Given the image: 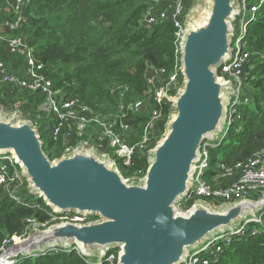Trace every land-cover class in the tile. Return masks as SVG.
Wrapping results in <instances>:
<instances>
[{
	"label": "water",
	"instance_id": "obj_1",
	"mask_svg": "<svg viewBox=\"0 0 264 264\" xmlns=\"http://www.w3.org/2000/svg\"><path fill=\"white\" fill-rule=\"evenodd\" d=\"M239 10V0H191L179 41L182 81L171 99L165 132L147 151L142 177L124 179L104 153L115 171L107 169L106 162L98 160V148L86 141L50 159L42 152V136L29 115L0 105V148H11L16 156L0 153L13 155L28 193L42 198L56 214L95 217L30 229L8 247V255L76 248L83 256L100 257L118 249L116 264H181L191 249L264 207V197L218 204L197 198L185 211L175 206L193 184L200 144L216 139L226 122L233 89L218 69L231 58L232 22ZM189 24L194 25L190 30ZM130 179L139 184L128 185Z\"/></svg>",
	"mask_w": 264,
	"mask_h": 264
},
{
	"label": "trees",
	"instance_id": "obj_2",
	"mask_svg": "<svg viewBox=\"0 0 264 264\" xmlns=\"http://www.w3.org/2000/svg\"><path fill=\"white\" fill-rule=\"evenodd\" d=\"M147 4L145 0H27L26 22L21 34L26 37L35 57L46 65V74L56 87L63 85L69 94L79 96L98 112L107 113L103 105L113 104L117 99L112 89L122 90L119 103L127 104L148 91L145 77L149 67L172 70L175 64L174 28L166 22L145 26L142 16ZM241 48L250 53L243 69L242 90V96L249 99L237 104L236 114L218 141L207 146L203 175L210 180L218 171V163L235 164L264 151V56H261L264 54V5L255 18L249 20ZM6 60L14 59L7 57ZM22 95L25 94L20 97ZM40 100L41 97L30 95L28 104L23 106V111H30L31 119L38 112ZM168 108L170 103L164 105V114L158 122L161 127L167 120ZM149 111L145 103L136 116L129 114L124 119L131 125L125 141L138 140L134 128L146 121L142 114ZM51 124L52 120L48 119V125ZM40 135L43 138L41 130ZM150 143L143 151L135 153L131 166L122 165L123 175H136L138 170H141L140 176L145 174L147 150L153 146ZM63 150L60 140H51L47 155L52 159ZM24 193L28 195L25 199L30 200L25 188ZM195 199L185 201V206L189 207ZM53 215L58 216L40 197L36 196L28 205H21L0 194V228L3 229L0 244L6 235L23 233L24 218L33 216L48 221ZM94 218L88 217V220ZM117 251L111 249L108 254ZM13 264L105 262L91 261L76 248H53L34 256H19ZM210 264H264V230L256 235L233 236L231 243Z\"/></svg>",
	"mask_w": 264,
	"mask_h": 264
},
{
	"label": "built area",
	"instance_id": "obj_3",
	"mask_svg": "<svg viewBox=\"0 0 264 264\" xmlns=\"http://www.w3.org/2000/svg\"><path fill=\"white\" fill-rule=\"evenodd\" d=\"M27 0H0V105L6 108H18L28 104L30 95L41 97L37 102V112L33 124L39 133L44 125L40 120H52L49 126L51 140L61 141L64 149L76 145L83 139L85 133L91 129L102 128L103 134L95 131L90 135L93 143L98 149L109 154L108 150L120 157L122 165H132L133 156L137 151H142L148 144L147 130L163 116L164 105L171 103L172 92L177 90L181 80L179 67V41L183 31V21L190 0H148L143 11L142 23L151 26L156 23H170L174 28L175 64L172 70L166 67H149L146 75L147 86L152 93L156 104L149 111L150 119L144 125L143 134L138 141L129 145L124 137L131 131V125L122 121L118 122L113 117L100 119L99 114L86 104L79 96L69 94L62 85L56 87L54 81L46 74V65L37 59L32 48L28 45L26 37L21 34L22 27L26 22ZM264 5V0H239V14L232 22L233 35L231 47V58L219 67V76L231 83L233 94L227 106V118L224 129L230 124L232 117L236 114V106L243 100L248 101L247 96H242L244 66L250 57V53L242 50L241 41L246 33L249 20L255 18V14ZM237 21V25L234 22ZM7 57L14 60L8 61ZM21 94L22 95L20 97ZM131 111H141L145 102L141 99L131 101ZM27 110V109H25ZM25 112V111H24ZM28 115L30 111L26 112ZM30 117V115H29ZM119 127L121 133H113L115 127ZM112 136L108 145L104 144V136ZM82 139V140H81ZM87 140L86 142H88ZM214 142L203 140L200 144V163L196 164L193 184L184 201L191 198L210 199L211 204L230 202L243 198L256 199L264 197V151H258L244 161L235 164L218 163V171L208 182L203 175L206 166L207 146ZM42 152H45L42 149ZM110 156V154H109ZM141 170L135 176L140 177ZM26 179L15 158L10 152L0 153V194L6 195L17 204L28 205L24 188L27 190ZM28 192V191H27ZM29 194V193H28ZM30 195V194H29ZM26 198V199H25ZM207 201V200H206ZM53 215L50 220L56 219ZM84 217L76 214L73 221H83ZM40 221L33 216L23 219L24 230L18 235L16 233L6 235L0 244V264H13L19 257L8 255L7 249L17 240L26 237L28 231L33 228H45L50 221ZM64 220V219H61ZM67 220V219H66ZM264 230V207L258 209L251 215H246L240 224L227 232L216 233L212 238L205 240L195 251L190 252L181 264H210L231 243L232 237L237 235H256ZM78 250V249H77ZM79 251V250H78ZM117 253L108 252L98 258L105 264H116Z\"/></svg>",
	"mask_w": 264,
	"mask_h": 264
},
{
	"label": "rangeland",
	"instance_id": "obj_4",
	"mask_svg": "<svg viewBox=\"0 0 264 264\" xmlns=\"http://www.w3.org/2000/svg\"><path fill=\"white\" fill-rule=\"evenodd\" d=\"M144 1V0H143ZM148 0H145V2H147ZM197 3V2H196ZM196 5V4H195ZM195 5H194V7H195ZM235 23V25H237V21L236 22H234ZM232 48L234 49L235 48V45L233 44V46H232ZM261 56H264V54H262ZM261 56H260V58H261ZM179 59H180V53H179ZM174 63H175V61H174ZM179 64H180V62H179ZM179 67H180V65H179ZM174 67H172V69H173ZM145 80H146V78H145ZM146 84H147V82H146ZM119 88V86H117V88L116 89H118ZM119 91L117 92L116 90L114 91V89H112L111 90V92H115V93H117L116 95H117V99H116V102H114L113 104H109V103H106V104H104L103 105V108L104 109H108V112L107 113H102L103 112V110H102V112L101 111H97L96 109H94L93 107H92V109H93V111L94 112H96L97 114H99V117H100V119L102 120V119H106V118H108V117H113V118H115V119H117V121L118 122H120V121H122V122H124V123H128V122H126L124 119L129 115V114H133V115H137V113H138V111H131L130 109H129V106H128V104L130 103H127V104H125V103H123V102H120L119 103V101H120V98H119V96H122L123 95V91L122 90H120V89H118ZM150 90H152V89H149L148 88V91H145V92H143V94H142V96L141 97H136L137 99H141V100H143L146 104H147V106H148V109L150 108H154L155 106H156V104H155V102H154V100H153V98H152V94H151V92H150ZM115 93H113V94H115ZM172 97H173V95H172ZM152 100H153V103H152ZM114 106H115V108H114ZM170 106H171V103H170ZM168 110H169V112H168V116H169V113H170V111H171V107L170 108H168ZM163 112H164V109H163ZM40 115H41V111L40 112H38ZM43 115L45 114L44 112L42 113ZM164 114V113H163ZM142 116L144 117V119H146V121L147 120H149L150 119V114L148 113L147 114V112L145 113V114H142ZM168 116H167V118H168ZM160 120H161V118H159L157 121H156V123H154V126L152 127V128H149L148 130H147V137H148V143L149 142H151L150 143V145H155L156 144V142L158 141V140H160L161 139V136L163 135V133L165 132V127H164V124H163V127H161L160 126V124H158V122H160ZM146 121L142 124V123H139V124H136V126H135V128H134V134H135V137H138V140H139V137L143 134V131H144V125H145V123H146ZM40 123H42V124H44L42 127H41V131L43 132V138H42V146H43V151L45 152V153H49V151H50V142H51V131H50V129H49V126H48V123H47V121L45 122V120H40ZM116 129H118V130H116ZM99 131V133L100 134H103V131H102V128L101 127H99V129H91L90 128V130L87 132V133H85L84 134V136H83V139L84 140H89L88 142L92 145V146H94V147H96L93 143H91L90 142V139H92V137H90V135L92 134V133H94L95 131ZM114 134L115 133H121V131H120V129H119V127H115V129H114V132H113ZM221 135V133H219V135H218V137L216 138V139H213V140H208V141H210V142H216V141H218V139H219V136ZM82 140V139H81ZM111 140H112V136L111 135H108V136H104V144H105V146L106 145H108V142H111ZM137 140V141H138ZM127 142V141H126ZM135 143V142H134ZM133 143V144H134ZM127 144H129V145H131L132 143H129V142H127ZM97 148V147H96ZM145 149V148H144ZM144 149H142V151L144 150ZM112 150H113V148H112ZM112 150H108V152H109V154H110V158L112 159V160H114L115 161V163H116V166H117V168L119 169V171H120V173H121V175L124 177V179H128V178H131V177H134L135 175H132V176H125V175H123L122 174V170L120 169L121 167H122V163H121V160H120V157L119 156H117ZM97 151L99 152V153H101V154H104L105 152L103 151V150H100V149H97ZM148 151V150H147ZM61 156V154H59V155H57V156H55L54 158H52V159H55V158H58V157H60ZM219 159H220V155H218V158H217V160L219 161ZM143 176V175H142ZM142 176H140V177H142ZM206 178V180L208 181V182H210V179L206 176L205 177ZM29 198H30V200L31 201H33L35 198H36V196L35 195H29ZM203 199V198H202ZM205 200H207V201H211L210 199H205ZM184 199H182L181 201H179L175 206H176V208H177V210H179V211H185L186 209H187V207L185 206V204H184ZM248 215H251V214H248ZM75 216H76V214L75 213H62V214H58V216H54V217H56V219H54V220H50L49 222H48V224L46 225V226H49L50 224H53V223H55V222H57V221H61V219H64V220H69V221H73L74 220V218H75ZM86 221H88V218H84L83 219V221H77V222H82V223H84V222H86ZM0 231L3 233V229L2 228H0ZM3 240V239H2ZM18 241V240H17ZM16 241V242H17ZM53 249V248H52ZM48 250V249H47ZM119 251V250H118ZM118 251H117V253H118ZM191 252H193V251H195V249H191L190 250ZM89 258V260H91V261H94V259H100V258H98L97 256H94V257H88ZM116 260H117V257L115 258V262H116Z\"/></svg>",
	"mask_w": 264,
	"mask_h": 264
},
{
	"label": "bare ground",
	"instance_id": "obj_5",
	"mask_svg": "<svg viewBox=\"0 0 264 264\" xmlns=\"http://www.w3.org/2000/svg\"><path fill=\"white\" fill-rule=\"evenodd\" d=\"M193 26H194L193 24H192V25L189 24V26H188V30H190L191 27H193ZM196 26H198V25H196ZM188 30H187V31H188ZM173 117H174V116H173ZM173 117H172V118H173ZM16 123H17V122H16ZM220 126L223 127V126H224V122L221 123ZM4 151H10L11 153H13L14 156H16L15 153H14V150L11 149V148H10V149L0 148V152H4ZM93 151H94V150H93ZM100 157H101V158L98 159V160H99L100 162L105 161L106 163H105V162H103V163L106 164L107 169H110V170L115 171V168L111 166V164H112V160H109L108 157H107L105 154H101ZM150 159L152 160V159H153V156H151ZM127 184H128V185H136V184L138 185V184H139V180L130 179V180L127 181ZM39 193H42V192L39 191ZM53 207H54V209L59 210V207H57V206H53ZM77 210L79 211V209H77ZM77 210H76V212H77ZM83 212L86 213L87 211H83ZM18 241H19V240H18ZM102 253H103V252L99 253V256H101Z\"/></svg>",
	"mask_w": 264,
	"mask_h": 264
}]
</instances>
